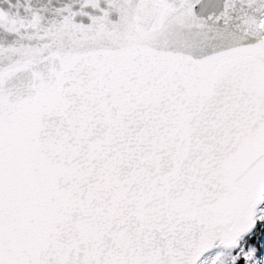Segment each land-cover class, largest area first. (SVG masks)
I'll return each instance as SVG.
<instances>
[{
  "label": "snow or ice",
  "instance_id": "snow-or-ice-1",
  "mask_svg": "<svg viewBox=\"0 0 264 264\" xmlns=\"http://www.w3.org/2000/svg\"><path fill=\"white\" fill-rule=\"evenodd\" d=\"M0 264H264V0H0Z\"/></svg>",
  "mask_w": 264,
  "mask_h": 264
}]
</instances>
